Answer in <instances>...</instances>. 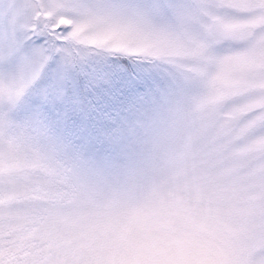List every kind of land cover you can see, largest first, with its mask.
I'll list each match as a JSON object with an SVG mask.
<instances>
[{
	"label": "snow or ice",
	"instance_id": "obj_1",
	"mask_svg": "<svg viewBox=\"0 0 264 264\" xmlns=\"http://www.w3.org/2000/svg\"><path fill=\"white\" fill-rule=\"evenodd\" d=\"M0 264H264V0H0Z\"/></svg>",
	"mask_w": 264,
	"mask_h": 264
}]
</instances>
